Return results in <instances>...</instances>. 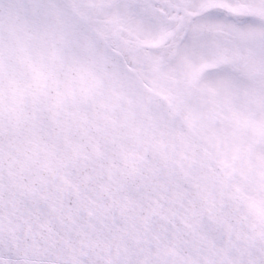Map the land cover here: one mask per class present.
I'll return each instance as SVG.
<instances>
[{"label": "snow or ice", "instance_id": "snow-or-ice-1", "mask_svg": "<svg viewBox=\"0 0 264 264\" xmlns=\"http://www.w3.org/2000/svg\"><path fill=\"white\" fill-rule=\"evenodd\" d=\"M0 264H264V0H0Z\"/></svg>", "mask_w": 264, "mask_h": 264}]
</instances>
